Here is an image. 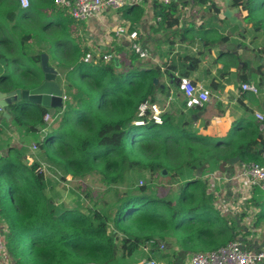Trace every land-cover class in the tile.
Returning a JSON list of instances; mask_svg holds the SVG:
<instances>
[{
	"label": "trees",
	"instance_id": "obj_1",
	"mask_svg": "<svg viewBox=\"0 0 264 264\" xmlns=\"http://www.w3.org/2000/svg\"><path fill=\"white\" fill-rule=\"evenodd\" d=\"M14 2L16 0H0V15L6 12L7 20L15 16ZM230 6L238 8V12L250 7L243 0H231ZM160 9L158 16L172 25L177 19L173 2L161 5ZM29 11V7L22 9L17 18L28 16ZM59 11L66 22L74 20L66 9L60 7ZM136 11L133 7L124 10L126 13ZM16 19L14 25L0 19V42L18 45L16 55L11 58L0 52L2 64L7 69L0 76V83L30 88L38 82L34 78L41 79L43 74L37 64L41 54L27 58L25 54L29 49L23 46L24 39H14ZM208 30L204 29L203 34ZM58 35L60 46L67 45L68 37L61 31ZM205 43L209 45V40ZM101 54L108 60L100 55L94 61L77 64L76 69L83 78L79 83L68 81L66 84L68 98L54 116L58 125L35 141L39 161L27 165L21 159L24 150L16 148H10L7 155L0 157V224L5 227L1 233L13 264H134L137 260L134 255L138 254L140 245L149 241L153 243L149 244L147 258H156L157 251L163 259L173 258L164 264H181L177 262L187 253L209 249L203 243L211 238L212 245H220L237 234V219L218 215L202 178L184 177L194 176L197 171L204 175L216 168L229 172L232 168L229 159L234 156L240 161L259 162L264 138L258 133V124H254L256 132L252 136L235 139L233 150L225 156L217 150L221 144L193 130L190 119L183 112L176 116L165 111L162 124L148 121L135 125L139 104L147 99L160 103V94L166 98L169 91L167 86L165 90L160 88L154 79L166 75L169 81L175 82L185 73L176 77L172 63L163 69L143 64L132 51L130 63L122 64L118 70L110 52ZM13 58L30 60L24 77L9 70L8 64ZM187 60L192 62L193 58ZM73 73L69 75L74 77ZM28 105L32 104L17 100L8 106L14 124L27 132L44 125L43 115L47 112L33 104L37 114L27 115ZM181 105L185 107L184 98ZM30 117L33 119L29 120ZM40 162L55 168L57 179L65 180L67 175L82 179L96 175L94 180L104 183L107 193L112 194L111 199L102 197L100 202L95 201L91 206L89 203L87 211L81 210L80 199L73 207L48 199L45 191L49 189L56 195L53 185L57 182L56 178L45 176ZM184 166L191 169L185 176L179 172ZM128 168L141 175L135 183L127 185L135 187L123 192L119 185L123 179H130ZM162 170L166 174H162ZM154 176L168 177L171 182L181 184L179 198L175 200L178 202L158 198L149 192L152 190L149 179L153 181ZM5 177L11 181H5ZM140 179L144 184L138 186ZM6 183L8 197L4 189ZM253 189L254 194L264 196V191ZM83 193L88 196V190ZM157 239H166L171 251L161 255Z\"/></svg>",
	"mask_w": 264,
	"mask_h": 264
},
{
	"label": "crops",
	"instance_id": "obj_2",
	"mask_svg": "<svg viewBox=\"0 0 264 264\" xmlns=\"http://www.w3.org/2000/svg\"><path fill=\"white\" fill-rule=\"evenodd\" d=\"M171 1L176 8L174 16L177 17L172 25H167L168 23L163 22L161 17L158 16L161 15V5L156 0H128V4L120 10L106 9L100 16L92 17L87 21L70 19V22H66L65 16L59 13L60 7L54 5L52 0H30L28 16L19 17V15L17 18V14L28 7L22 8L16 0L13 8L14 18L7 20L6 12H3L0 19L14 25L17 18L16 23L18 26L14 28V31L17 33L19 30L18 39H24L22 44L29 49V53L25 55H28V57L37 53L41 56L45 55L47 65L55 70L56 76L48 81L49 88L46 91L50 97L51 108L49 110L43 107L53 117L61 111L66 98H68L66 86L64 88V85L59 82L60 73L57 64L60 52L63 55L67 53V48L70 44H73L75 36H78V39L85 43L87 51L93 53H97L96 50H104L105 41H113V39L121 47L130 49L127 41L119 40L116 33L112 37L111 30L114 29L115 31L118 27L128 24V21L132 20L130 28L134 29L136 27L135 30L140 33V40L150 50L149 66L158 65L163 69L172 63L174 66L173 74L176 77L180 73H185V76L194 83L202 85L211 93L209 101L202 109H188L181 105L183 95L177 88V80L175 82L169 81L168 77L164 75V80L161 77V85H164L163 90L166 86L169 89L165 94L166 98L163 99L166 101V107H169L166 111L175 113L176 116L183 112L184 116L190 119L189 125L193 130L215 139L221 144L217 149L221 156H225L233 150L234 145L232 144L235 139L252 136L256 132L254 124H258V133L264 138L261 125L254 116V111L264 113V0H243L250 7L239 12L236 8L230 6L231 0ZM211 3L212 6H210ZM129 7L141 11L140 18L136 22L131 17L132 13L124 12ZM226 11H228L229 17H225ZM133 24L134 28H132ZM125 29L128 28L125 27ZM204 29H209V32L203 34ZM60 31L63 36L68 37V43L62 45L63 47L58 42ZM220 37L222 40H218ZM208 40L209 45H206L205 42ZM95 45H98V47H95ZM6 50H9L15 56L18 45L15 42L14 44H2L0 42V52L6 53ZM190 57L193 58V63L187 60ZM13 59L10 60L11 62L9 61L8 68L11 72L13 71L20 76V73H23L25 62L27 65L30 60ZM37 64L41 67V58ZM5 68L0 58V76L7 70ZM42 76L43 78L40 80L37 77L34 78L38 82L34 86L32 85L33 87L43 83L45 80L44 73ZM169 76L172 78L171 74ZM158 80L160 81V79ZM243 82L252 83L256 86L258 84V94L242 90L241 84ZM33 87L21 89H32ZM14 89L16 88L13 86L0 83L1 92L6 93ZM32 107L35 108L33 104L27 106V115H31L30 110ZM163 108L165 111V106ZM7 112L9 117L4 116L3 109L0 108V157L7 155L10 148H16L24 150L21 159L27 165L32 164L34 160L39 161L38 149H33L32 145L36 144L37 138H41L50 128L47 127L46 129V124L37 125L34 131L27 132L24 128L16 126L12 121L11 113L8 110ZM32 119L30 117L29 120ZM226 143L231 145H226ZM235 157L238 156L229 159V165L232 166L229 172L216 168L206 171L204 175L199 172L200 176H198L197 171L196 175L184 178H202L207 187L206 194L212 196V206L218 212V215L227 219H237L239 229H236L237 234L233 239L240 240L253 249L264 250V211H261L264 209V196L254 194V189L251 193L237 191L236 185L229 179L235 172L237 165L242 162L238 157V160L231 164L230 160ZM211 171H219L221 175L210 181L208 174ZM127 172H129L130 179H123L119 185V188L124 190L123 192L133 186L135 187V185H127L141 175L137 170L129 168ZM179 172L185 176V174L191 172V169L189 166H184ZM158 178L154 176L153 181L156 187H153L151 182L152 190L149 192L158 198L178 202L175 200L179 198L180 184H170V186L178 185L177 194L176 191L172 190L168 194L167 192L161 194L163 185L161 182H157ZM56 182L58 183V181ZM240 211H243V213H239ZM253 213L254 221L250 223L252 221L250 216ZM0 229L3 232L5 231V227L1 224ZM157 240L166 246L164 249L159 248L161 255L171 251V244L167 243L166 239ZM213 242L211 238L203 245L212 249L227 243L212 245ZM151 243L153 241L140 245L138 254L134 255V258L137 259L134 264H138L147 258L146 255L150 253L151 246L149 244ZM174 248L177 250V247ZM193 253L195 252L187 253L180 260L181 262L178 261L177 263H187ZM155 254H157V257L153 259L158 264H163L161 261L163 258L159 256V253L156 251ZM7 260L8 264H13L9 252ZM170 260H173V258L171 257ZM0 264H5V258L0 257Z\"/></svg>",
	"mask_w": 264,
	"mask_h": 264
},
{
	"label": "built area",
	"instance_id": "obj_3",
	"mask_svg": "<svg viewBox=\"0 0 264 264\" xmlns=\"http://www.w3.org/2000/svg\"><path fill=\"white\" fill-rule=\"evenodd\" d=\"M170 1L171 0H156L160 5H167ZM18 2L22 8H27L30 5V0H18ZM53 3L66 9L74 20L87 21L92 17L100 16L106 9H122L128 4V0H53ZM157 19L159 20L160 18L158 17ZM138 33L139 32L135 29H123L121 27L116 31L118 39L126 40L130 50L137 55L138 58L143 59L149 57L150 52L148 48L138 40ZM99 57V53L86 51L82 57V61L88 63ZM103 58L106 60L107 56L103 55ZM177 88L183 95L185 107L192 110L202 109L211 96L208 89L198 83H194L187 76L178 77ZM241 89L258 94L257 86L252 83L243 82L241 84ZM163 113L164 108H162L158 102L149 101L148 99L144 100L137 108V116L134 120V124L143 125L148 121L155 124H162ZM254 116L260 123L264 133V113L261 111H254ZM54 119L55 118L48 112L43 115L46 129L51 122H54ZM32 148L37 149L36 144H33ZM40 164V168L44 173H49L50 177L56 178L55 180L59 182L55 174V168H50L44 162H40ZM218 175H221L219 171L209 172V180L212 181L217 178ZM229 179L236 185L235 188L237 191L251 193L255 187L264 190V146L261 148L259 162H240ZM138 182V186L144 184L142 179ZM253 216L254 213L250 216V218H252L250 223L254 221ZM157 245L160 249L166 247L164 243L159 241H157ZM7 256V247L0 230V257L5 258V264H8ZM263 261L264 250L248 248L242 241L233 239L223 246L191 254L187 263L184 264H260ZM138 264H157V261L153 258H146Z\"/></svg>",
	"mask_w": 264,
	"mask_h": 264
},
{
	"label": "rangeland",
	"instance_id": "obj_4",
	"mask_svg": "<svg viewBox=\"0 0 264 264\" xmlns=\"http://www.w3.org/2000/svg\"><path fill=\"white\" fill-rule=\"evenodd\" d=\"M31 4H32V2H31ZM139 14H141V13L138 10L136 12L132 13V15H131L132 19H136V17ZM131 22H132V20L128 21V24L122 25L121 28L125 29V27H127V28L131 29L130 28ZM9 25L10 24H8V26ZM118 28L115 31H114V29L111 30L112 31L111 32L112 37H114L113 35H114V33H116ZM139 34L140 33H138V35ZM0 35H2V34L0 33ZM14 35H15L14 39H18V36L20 35L19 30L17 31L16 34L14 33ZM138 40L140 41L141 44H143L142 41L140 40V38ZM73 41H74L73 44L72 45L70 44L69 47L67 48V53L65 55H63V53L60 52L59 57H58L57 69L60 73L59 82H61L64 85V88H65L66 84L68 83V81H71L74 83H79L81 81V79L83 78L80 75L79 70L76 69V67H77V64L80 61H82V57H83L85 51H87L85 49L86 46L82 40L78 39V36H75ZM61 42H63V41H61ZM105 43H106V46H105L104 50H101V51L96 50V52L99 53V55H101L103 57V55L101 53L110 52L111 55L113 56V61H114V58H116L117 62L120 64L119 67H116L118 70L121 69L122 64L124 66H126V64L130 63V58H129V55L131 52L130 49H126V48L121 47L120 45L117 44V42L114 39H113V41H111V40L105 41ZM95 47H98V45H95ZM118 48H121L123 50L120 51V49H118ZM148 51L150 52L149 49H148ZM6 54H8V56H10V58L13 56V53H11L9 50H6ZM150 56H151V53H150L149 57ZM149 57L141 59L142 60L141 62L143 64H146V63L150 64L148 62ZM27 58H29V57H27ZM22 59H25V58H22ZM25 67H26V62L24 65V69H25ZM24 69H23V73H20L22 75V77H24ZM69 72H74L73 73L74 77H71L69 75ZM41 78H43V76ZM39 79H40V77L38 76V80ZM163 80H164V76H163ZM161 81H162V79L160 78V81L158 82V84L161 85ZM75 90H76V88L74 89V91ZM160 96H161L162 101L160 103L159 102L158 103L160 104V106L162 108L165 106V111H166L169 109V107H166V101L163 100L164 99L163 94H160ZM34 111H35V113H34ZM30 113L37 114L36 109L32 107L30 110ZM57 125H58L57 121L51 122V124L49 125V128L56 127ZM45 176L50 177V174L45 173ZM95 177H96V175L94 177L90 176V177H86L85 179H82L81 177L75 178L72 175H67L65 177V180L59 179V182L53 185V189L57 193V195H53V192L50 191L49 189H47L45 191V196L48 199L59 202L60 204H62L64 206H69V207L75 206L77 203V200L80 199V202L83 205V208H81V210L87 211L85 208L88 207L87 205L89 203L91 206V204L95 201L100 202L99 199H101L102 197L106 198V199H111V195H112V194L107 193V188L104 187V183H102L101 181H100L101 183L98 182L99 180L98 181L94 180ZM146 177H149L148 173L146 174ZM3 179H5V181H11L9 177H5ZM149 181H150V183L152 182L153 187L154 186L156 187V185L154 184V181H152L151 179H149ZM136 182H137V180H136ZM157 182H161L163 185L161 188L162 189L161 194H165L166 192L168 194L171 190L176 191L178 188V185H176L177 187L175 185L170 186V184H175V183L174 182L169 183L170 180L168 177L162 178V179L159 177ZM134 183H135V181H134ZM176 184H178V183H176ZM4 189L6 190L5 195L7 196L9 194L7 183L4 186ZM87 190H88V196L85 197V194L83 192L87 191ZM122 191H124V190H122ZM177 193H178V191H176V194ZM160 196H164V195H160ZM174 196L176 197L175 193H174ZM112 206H113V203H112ZM239 213H243V211H240ZM209 249H211V248H209ZM198 251H200V250H198ZM168 260H170V258H165L161 261L164 264V262H166ZM158 261H160V259H158Z\"/></svg>",
	"mask_w": 264,
	"mask_h": 264
},
{
	"label": "water",
	"instance_id": "obj_5",
	"mask_svg": "<svg viewBox=\"0 0 264 264\" xmlns=\"http://www.w3.org/2000/svg\"><path fill=\"white\" fill-rule=\"evenodd\" d=\"M236 8V7H233ZM238 10V8H236ZM229 17L228 11H226L225 17ZM114 65L115 67H119L120 64L117 62V59L114 58ZM41 67L44 73V81L37 87H33L32 89H21V88H16L10 92H1L0 91V108L3 109V115L6 117H9V114L7 112L8 106L17 100H23L25 102H29L31 104H39L42 107H46L47 109L50 110V97L46 93L47 89L49 88V83L48 81L50 79H54L56 76V72L53 68L49 67L46 62V56L42 55L41 56ZM159 80L157 78L154 79V83L158 84ZM160 87L163 89L164 85H160ZM53 109V108H52ZM53 112V111H52ZM51 112V113H52ZM238 160V157H235L230 160V163L233 164ZM198 176H200V173L197 172ZM162 174H166L165 170H162ZM260 264H264V261L261 262Z\"/></svg>",
	"mask_w": 264,
	"mask_h": 264
}]
</instances>
